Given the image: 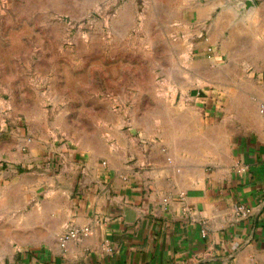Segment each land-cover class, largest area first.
Masks as SVG:
<instances>
[{
	"label": "crops",
	"instance_id": "1",
	"mask_svg": "<svg viewBox=\"0 0 264 264\" xmlns=\"http://www.w3.org/2000/svg\"><path fill=\"white\" fill-rule=\"evenodd\" d=\"M174 1L150 22L163 78L59 112L49 172L11 182L1 245L22 264H264V0Z\"/></svg>",
	"mask_w": 264,
	"mask_h": 264
},
{
	"label": "rangeland",
	"instance_id": "2",
	"mask_svg": "<svg viewBox=\"0 0 264 264\" xmlns=\"http://www.w3.org/2000/svg\"><path fill=\"white\" fill-rule=\"evenodd\" d=\"M174 6L171 0H0V264H22L20 248L13 253L1 245L15 234L5 226L11 219L4 215L5 198L12 181L49 172L54 156L43 154L42 145L55 115L94 112L109 90L134 101L161 80L149 68L155 46L150 22ZM136 64L142 69L134 70ZM118 80L122 85L110 87ZM8 138L13 159L3 151ZM38 201L31 199L28 209ZM26 209L18 208V217Z\"/></svg>",
	"mask_w": 264,
	"mask_h": 264
},
{
	"label": "built area",
	"instance_id": "3",
	"mask_svg": "<svg viewBox=\"0 0 264 264\" xmlns=\"http://www.w3.org/2000/svg\"><path fill=\"white\" fill-rule=\"evenodd\" d=\"M263 110H264V105H263ZM238 211H240L241 213H247V212H249V208L246 205H244V204H240L238 206ZM88 230H89L88 227H84V228L70 227L61 236V242L64 243V242L68 241L71 238H80L84 234H86L88 232Z\"/></svg>",
	"mask_w": 264,
	"mask_h": 264
},
{
	"label": "water",
	"instance_id": "4",
	"mask_svg": "<svg viewBox=\"0 0 264 264\" xmlns=\"http://www.w3.org/2000/svg\"><path fill=\"white\" fill-rule=\"evenodd\" d=\"M234 5L238 9H249L250 7L254 6V1L253 0H233Z\"/></svg>",
	"mask_w": 264,
	"mask_h": 264
}]
</instances>
